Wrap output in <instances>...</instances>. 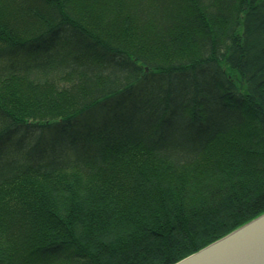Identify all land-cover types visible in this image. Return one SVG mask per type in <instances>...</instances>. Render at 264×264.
I'll list each match as a JSON object with an SVG mask.
<instances>
[{
  "label": "trees",
  "instance_id": "16d2710c",
  "mask_svg": "<svg viewBox=\"0 0 264 264\" xmlns=\"http://www.w3.org/2000/svg\"><path fill=\"white\" fill-rule=\"evenodd\" d=\"M262 212L264 0H0V264H173Z\"/></svg>",
  "mask_w": 264,
  "mask_h": 264
},
{
  "label": "water",
  "instance_id": "95a60500",
  "mask_svg": "<svg viewBox=\"0 0 264 264\" xmlns=\"http://www.w3.org/2000/svg\"><path fill=\"white\" fill-rule=\"evenodd\" d=\"M173 264H264V212Z\"/></svg>",
  "mask_w": 264,
  "mask_h": 264
},
{
  "label": "rangeland",
  "instance_id": "374dc122",
  "mask_svg": "<svg viewBox=\"0 0 264 264\" xmlns=\"http://www.w3.org/2000/svg\"><path fill=\"white\" fill-rule=\"evenodd\" d=\"M70 175L72 174V173H69ZM16 220H17V218H15Z\"/></svg>",
  "mask_w": 264,
  "mask_h": 264
}]
</instances>
